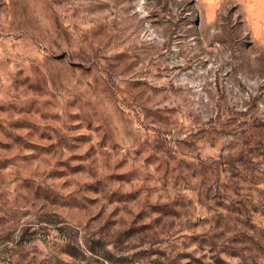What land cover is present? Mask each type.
I'll use <instances>...</instances> for the list:
<instances>
[{"label": "rangeland", "instance_id": "obj_1", "mask_svg": "<svg viewBox=\"0 0 264 264\" xmlns=\"http://www.w3.org/2000/svg\"><path fill=\"white\" fill-rule=\"evenodd\" d=\"M0 264H264V0H0Z\"/></svg>", "mask_w": 264, "mask_h": 264}]
</instances>
